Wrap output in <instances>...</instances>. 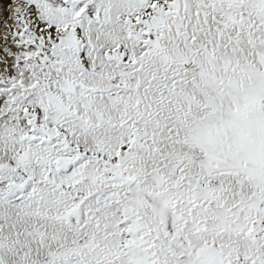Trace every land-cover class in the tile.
Masks as SVG:
<instances>
[{
    "label": "snow or ice",
    "instance_id": "snow-or-ice-1",
    "mask_svg": "<svg viewBox=\"0 0 264 264\" xmlns=\"http://www.w3.org/2000/svg\"><path fill=\"white\" fill-rule=\"evenodd\" d=\"M0 264H264V0H0Z\"/></svg>",
    "mask_w": 264,
    "mask_h": 264
}]
</instances>
